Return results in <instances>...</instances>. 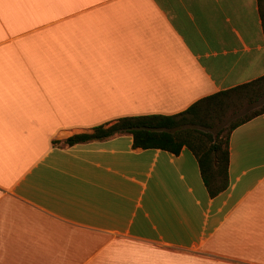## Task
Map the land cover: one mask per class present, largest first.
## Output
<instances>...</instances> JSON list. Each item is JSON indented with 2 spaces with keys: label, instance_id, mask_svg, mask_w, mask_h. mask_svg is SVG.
Listing matches in <instances>:
<instances>
[{
  "label": "crops",
  "instance_id": "1",
  "mask_svg": "<svg viewBox=\"0 0 264 264\" xmlns=\"http://www.w3.org/2000/svg\"><path fill=\"white\" fill-rule=\"evenodd\" d=\"M264 75V0H0V264H264V112L212 197L194 153L130 134Z\"/></svg>",
  "mask_w": 264,
  "mask_h": 264
},
{
  "label": "trees",
  "instance_id": "2",
  "mask_svg": "<svg viewBox=\"0 0 264 264\" xmlns=\"http://www.w3.org/2000/svg\"><path fill=\"white\" fill-rule=\"evenodd\" d=\"M262 98L264 75L202 97L178 113L123 116L108 126L101 124L95 126L92 132L74 134L54 143L73 145L130 134L134 147L160 148L179 154L186 146L196 156L205 186L210 196L214 197L229 184V139L232 130L263 113L264 104L238 114ZM228 120L229 123L223 125Z\"/></svg>",
  "mask_w": 264,
  "mask_h": 264
},
{
  "label": "rangeland",
  "instance_id": "3",
  "mask_svg": "<svg viewBox=\"0 0 264 264\" xmlns=\"http://www.w3.org/2000/svg\"><path fill=\"white\" fill-rule=\"evenodd\" d=\"M263 104H264V98H262L261 100H259V101L256 102V103H254V104L248 106V107L245 109V111L239 113L238 115H241V114H243V113H245V112L252 111V110H254V109L260 108ZM228 123H229V120L226 121V122H224L223 125H227Z\"/></svg>",
  "mask_w": 264,
  "mask_h": 264
}]
</instances>
